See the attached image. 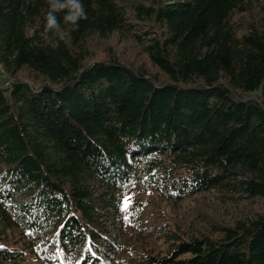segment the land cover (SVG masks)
I'll list each match as a JSON object with an SVG mask.
<instances>
[{
    "label": "trees",
    "instance_id": "1",
    "mask_svg": "<svg viewBox=\"0 0 264 264\" xmlns=\"http://www.w3.org/2000/svg\"><path fill=\"white\" fill-rule=\"evenodd\" d=\"M81 3L61 41L47 0H0V63L31 80L0 84V264H264V1ZM114 36L155 71L95 61ZM155 189L246 211L126 256L144 207L125 199Z\"/></svg>",
    "mask_w": 264,
    "mask_h": 264
},
{
    "label": "rangeland",
    "instance_id": "2",
    "mask_svg": "<svg viewBox=\"0 0 264 264\" xmlns=\"http://www.w3.org/2000/svg\"><path fill=\"white\" fill-rule=\"evenodd\" d=\"M264 0H256L262 2ZM255 17H257L254 14ZM243 18L236 17V23L239 28H243ZM240 29V30H241ZM90 51L94 55L95 61L106 59L113 54L120 60L131 63L135 66L144 65L147 69L155 71L149 65L141 49L133 42L131 38L126 39L120 36H114L112 39H94L90 43ZM112 54V55H111ZM25 72H20L14 77L8 73L0 63V84L9 86L14 80L28 79ZM253 95V94H251ZM127 204L135 201L144 207V215L141 222L135 224L133 228L127 226L124 232L125 238L130 237V243H126L125 255L130 256L134 251L144 250L155 255H163L170 251L172 245L168 239L159 238L160 231L173 230L175 234L187 236H199L202 233L213 231L211 225L223 224L233 219L237 214L246 211V208L239 206L234 210L230 203L218 200L213 193L195 196L181 202H174L162 196L160 191L150 190L147 192H138L136 196L128 195ZM125 199V201H126ZM125 204V202H124ZM261 204L250 209H260ZM162 233V232H161ZM117 256V259L122 258ZM125 257L122 259V261ZM121 261V262H122ZM113 264H120L116 261Z\"/></svg>",
    "mask_w": 264,
    "mask_h": 264
},
{
    "label": "clouds",
    "instance_id": "3",
    "mask_svg": "<svg viewBox=\"0 0 264 264\" xmlns=\"http://www.w3.org/2000/svg\"><path fill=\"white\" fill-rule=\"evenodd\" d=\"M47 3L48 11L44 17L45 29L58 36L61 41L65 40L69 33L61 28L57 13H64V23L71 25L73 30L79 27L80 20L87 19L81 0H47Z\"/></svg>",
    "mask_w": 264,
    "mask_h": 264
},
{
    "label": "snow or ice",
    "instance_id": "4",
    "mask_svg": "<svg viewBox=\"0 0 264 264\" xmlns=\"http://www.w3.org/2000/svg\"><path fill=\"white\" fill-rule=\"evenodd\" d=\"M125 205H126V208H127V199H126V201H125Z\"/></svg>",
    "mask_w": 264,
    "mask_h": 264
}]
</instances>
